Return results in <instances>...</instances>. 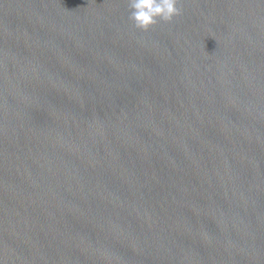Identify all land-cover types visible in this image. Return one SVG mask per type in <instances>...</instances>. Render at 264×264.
I'll use <instances>...</instances> for the list:
<instances>
[{
    "label": "water",
    "instance_id": "obj_1",
    "mask_svg": "<svg viewBox=\"0 0 264 264\" xmlns=\"http://www.w3.org/2000/svg\"><path fill=\"white\" fill-rule=\"evenodd\" d=\"M0 0V264H264V0Z\"/></svg>",
    "mask_w": 264,
    "mask_h": 264
},
{
    "label": "clouds",
    "instance_id": "obj_2",
    "mask_svg": "<svg viewBox=\"0 0 264 264\" xmlns=\"http://www.w3.org/2000/svg\"><path fill=\"white\" fill-rule=\"evenodd\" d=\"M181 0H127L128 19L135 28L149 31L158 22L170 23L182 14Z\"/></svg>",
    "mask_w": 264,
    "mask_h": 264
}]
</instances>
